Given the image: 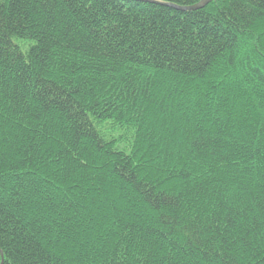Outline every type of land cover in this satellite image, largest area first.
Listing matches in <instances>:
<instances>
[{"label":"trees","instance_id":"trees-1","mask_svg":"<svg viewBox=\"0 0 264 264\" xmlns=\"http://www.w3.org/2000/svg\"><path fill=\"white\" fill-rule=\"evenodd\" d=\"M0 0V264H264V0Z\"/></svg>","mask_w":264,"mask_h":264},{"label":"water","instance_id":"water-1","mask_svg":"<svg viewBox=\"0 0 264 264\" xmlns=\"http://www.w3.org/2000/svg\"><path fill=\"white\" fill-rule=\"evenodd\" d=\"M212 1L213 0H201L199 3L192 5V6H188V7H178V6H170V7L178 11L188 12V11H195V10L202 9L206 7Z\"/></svg>","mask_w":264,"mask_h":264}]
</instances>
